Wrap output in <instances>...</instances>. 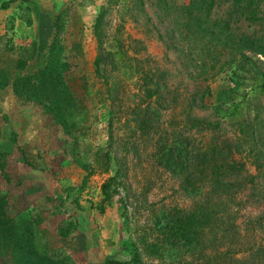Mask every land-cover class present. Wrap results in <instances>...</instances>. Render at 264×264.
Listing matches in <instances>:
<instances>
[{"label": "rangeland", "instance_id": "1", "mask_svg": "<svg viewBox=\"0 0 264 264\" xmlns=\"http://www.w3.org/2000/svg\"><path fill=\"white\" fill-rule=\"evenodd\" d=\"M119 1L67 0L63 4L67 6L60 21L63 40L56 48L66 46L70 64L66 80L85 103L68 132L42 104L25 97V86L0 89V194L7 199L8 214L18 224H28V240L34 244L31 258L22 261L0 245V264H103L107 257L114 264H132L128 262L130 243L138 247L142 264H207L195 259L199 251L201 255L208 250L206 232L198 246L170 245L160 226L177 208L193 209V193L184 188V167L188 169L191 153L211 133L194 129L178 105L169 107L175 103L169 101L172 96L181 102L188 95L193 80L153 28L161 14L158 4L127 0L126 7ZM101 10L105 48L120 40L144 42L129 49L132 65L121 74L124 85L119 95L108 92L105 76L98 74L95 64L100 49L95 24ZM237 24L251 33L264 32V23L243 20ZM22 32L20 27L8 28L0 35L4 38L0 49L13 45L25 51L28 61L19 72L30 73L43 66L47 49L43 57L33 58L37 46L34 41L21 43ZM136 49L147 61L137 60L136 52L132 53ZM53 54L62 55L61 49ZM241 62L242 66L230 63L209 79L205 107L191 112L209 121L221 120L220 133L233 145L231 159L242 163L258 184L252 153L262 148L264 133V57L245 53ZM150 65L164 68L170 88L162 86L163 97L144 111L138 109L147 104L146 94H141V73ZM241 122L249 123V129L241 130ZM120 166L122 194L132 195L128 219L121 213L118 198L99 210L102 184ZM240 211L244 216L264 214L260 203L246 204Z\"/></svg>", "mask_w": 264, "mask_h": 264}, {"label": "trees", "instance_id": "2", "mask_svg": "<svg viewBox=\"0 0 264 264\" xmlns=\"http://www.w3.org/2000/svg\"><path fill=\"white\" fill-rule=\"evenodd\" d=\"M139 2L146 3L145 0ZM147 2L150 5L158 4L157 12L161 14L153 28L157 30L167 50L177 55L184 71L193 80V88L188 95L182 96L181 102L173 96L168 98L171 103L175 102L169 107L175 109L178 105L181 112L188 114L194 129L211 133L191 153L188 169L184 167L187 174L184 188L192 191L194 207L188 211L177 208L171 219L162 221L161 234L170 245L186 244L194 247L200 245L201 235L206 232L209 237L208 250L201 255L199 251L195 258L200 263L264 264V214L252 217L244 216L240 211L246 204L260 203L264 208V133L261 138L262 148L252 153L258 170L255 177L260 179L256 184L243 164L231 159L230 150L233 145L229 137L220 133L221 120L209 121L191 112L192 109L205 107L203 100L208 90L206 82L226 66L236 61L242 66L241 58H244L245 53L264 57V32L251 33L237 24L243 20L264 23V0H189L188 4L175 0ZM222 4L225 5L218 12ZM119 5L127 7V0H120ZM66 8L56 14L54 31L42 67L30 73L19 72L28 61L25 51L13 45H5L0 49V89L10 85L17 88L19 85L25 86V97L42 104L47 113L53 115L68 132L76 122L75 115L85 109V103L84 97L66 80V72L70 68L66 46L61 44L56 48L58 42L63 40L59 38L63 29L60 21ZM102 13L101 10L95 24L100 48L95 64L98 74L105 76L108 92L119 95L124 85L121 74L131 69L132 65L128 63L132 58L129 49L138 44L144 45V42L133 38L127 44L120 40L117 44L110 43L111 49L105 48L100 34ZM3 40L0 38V42ZM54 49H61L62 55L54 56ZM137 52L136 49L132 53ZM140 59L145 62L148 58L137 54V60ZM147 68V71L141 73V94H146L147 104L145 107L138 106L139 110L144 111L163 97L165 92L162 86L170 88L165 80L164 68H160V65ZM153 98L156 100L152 101ZM142 123H146L145 119H142ZM244 123L241 122V130L246 131L245 128L249 129L250 125ZM123 183L120 166L102 184L103 198L99 202V210L103 211L105 204L118 198L121 213L128 219V199L132 195L122 194L125 187ZM7 203L5 196L0 194V245L7 246L19 261L30 259L34 244L28 240L29 226L18 224L8 214ZM129 245L131 256L128 262L142 264L138 247L134 243ZM114 263L117 262L112 257H107L103 262Z\"/></svg>", "mask_w": 264, "mask_h": 264}, {"label": "crops", "instance_id": "3", "mask_svg": "<svg viewBox=\"0 0 264 264\" xmlns=\"http://www.w3.org/2000/svg\"><path fill=\"white\" fill-rule=\"evenodd\" d=\"M67 0H13L0 1V35L8 28L22 29L21 43L34 41L36 51L33 58L43 57L54 31L56 14ZM4 4V6H3ZM67 42V39H66ZM39 55V56H38Z\"/></svg>", "mask_w": 264, "mask_h": 264}, {"label": "built area", "instance_id": "4", "mask_svg": "<svg viewBox=\"0 0 264 264\" xmlns=\"http://www.w3.org/2000/svg\"><path fill=\"white\" fill-rule=\"evenodd\" d=\"M0 1H13V0H0Z\"/></svg>", "mask_w": 264, "mask_h": 264}]
</instances>
